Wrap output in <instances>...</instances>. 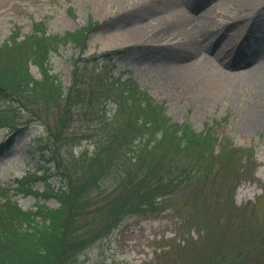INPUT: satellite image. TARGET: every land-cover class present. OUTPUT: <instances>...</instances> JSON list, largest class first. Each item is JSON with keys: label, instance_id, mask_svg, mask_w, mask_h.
I'll return each mask as SVG.
<instances>
[{"label": "rangeland", "instance_id": "obj_1", "mask_svg": "<svg viewBox=\"0 0 264 264\" xmlns=\"http://www.w3.org/2000/svg\"><path fill=\"white\" fill-rule=\"evenodd\" d=\"M245 1L249 5L246 8L239 0H176L179 11L191 20L212 8V13H216L210 25L198 26L190 37L194 41H186L187 48H197L200 60H196L195 67L205 91L197 93L183 84L178 74L181 66L193 58L186 55L184 48H178V39L171 40L170 46L163 38L166 32L174 33V27L154 28L148 31L147 38L140 40L128 31L126 39L121 33L123 29L164 17L168 2L0 0V44L15 30L20 38L29 34L33 22L44 21L46 33L57 35L92 22L83 49L68 42L48 54L50 73L63 86L71 81L74 61L82 59L83 87L93 88L99 70L103 71L98 78L109 74L120 80L130 78L153 101L163 103L172 122H186L196 132L203 130L205 124L213 127L217 137L214 153L221 151L225 140L238 150L251 151V161L242 156L234 170H223L216 161L213 170L218 172L217 176H209L198 196L190 189L178 191L162 203L160 212L123 217L109 234L79 250L75 254L76 264H188L194 254L190 257L184 252L192 246L201 252L209 248L210 264H264V0ZM175 41L178 43L174 44ZM253 68V80L244 83L250 76L247 71ZM29 70L34 78L40 77L36 65L30 63ZM259 83L261 90L257 88ZM109 97L105 94L93 101L86 99L74 107V120L67 134L88 137L59 143L64 160L68 161L71 154L83 147L92 150L94 131L96 137L105 136L96 127L99 111L106 117L114 113L115 103ZM5 103L1 97L0 106ZM59 112V107L40 112L42 121L53 132ZM31 117L22 112L15 120L22 126L13 133L0 128V143L13 135L11 148L0 155V188L9 190L8 197L23 210H33L37 203L56 208L59 203L53 197L15 190L17 180L49 157L48 152L42 157L35 149L38 139L48 136L39 122L24 124ZM30 182L33 190H43L42 180ZM47 182L58 185L53 177ZM113 185L110 178L101 181L108 192ZM235 211L240 213L235 215ZM166 254L171 259L160 258Z\"/></svg>", "mask_w": 264, "mask_h": 264}, {"label": "trees", "instance_id": "obj_2", "mask_svg": "<svg viewBox=\"0 0 264 264\" xmlns=\"http://www.w3.org/2000/svg\"><path fill=\"white\" fill-rule=\"evenodd\" d=\"M91 26L89 22L57 35L47 34L45 22L38 21L23 38L15 30L0 44V98L6 102L0 106V128L17 131L22 124L15 120L26 112L32 117L24 124L39 122L48 136L38 139L35 149L42 157L48 152L49 157L17 180L15 190L53 197L59 203L56 208L37 203L35 209L23 210L8 197L9 190L0 188V264H76L75 254L109 234L123 217L160 212L162 203L178 191L190 189L198 196L209 176H217L213 170L217 162L223 170H234L242 156L251 161V151L238 150L226 140L221 151L214 153L217 137L213 127L205 124L196 132L186 122H172L163 103L153 101L130 78L120 80L111 74L98 78L103 71L99 70L93 88L87 89L81 84L85 61L77 59L69 85L63 86L50 73L48 54L68 42L83 49ZM30 63L37 66L38 79L31 74ZM105 94L115 103L110 117L99 111L96 128L105 136L96 137L92 131V150L83 147L64 160L59 143L88 137L67 134L74 107ZM51 107L60 110L54 132L40 117L41 111L46 113ZM12 144L13 135L0 143V155ZM51 177L57 186L47 182ZM109 178L114 183L110 192L101 186V181ZM36 179L42 180V191L32 189L30 181ZM239 213L235 211V215ZM210 222L211 218L208 226ZM208 252L209 248L201 252L192 246L184 254H194L188 264H210ZM160 258L171 259L170 254Z\"/></svg>", "mask_w": 264, "mask_h": 264}, {"label": "bare ground", "instance_id": "obj_3", "mask_svg": "<svg viewBox=\"0 0 264 264\" xmlns=\"http://www.w3.org/2000/svg\"><path fill=\"white\" fill-rule=\"evenodd\" d=\"M134 1V0H132ZM137 1V0H136ZM157 1H162V2H168L166 4V7L164 9L165 14L164 17H157L155 19H153L155 22L151 21V22H145V23H140L138 24V26H135L134 28L131 29H127L124 30V36L126 39V33L125 31L130 32V34H132L131 36H133V38H136L137 40L140 39H144L147 38V33L148 31L154 29V28H159L162 29L163 27H167V26H172L175 28V32L174 33H167L163 35L164 40L168 41L169 44L171 46V40H177L178 42L181 43L180 46L178 48L181 49L184 48V52H186V55L188 54V56L192 57V61L184 66H181V68L179 69V76L181 81L183 82V84H185L188 88L195 90V92L197 93H203L205 91V86L204 84H202L203 82H199L197 79V75H198V69L197 67H195V63L199 60V56L197 55V48L194 49V46L189 45L187 48V39L189 38V40L192 42L194 41L193 39H191L190 37L193 36L194 32H196L198 29V26H208L210 25V22H213L214 19V15H216V13H212V10H215L214 8L209 9L207 11H205L204 13L198 15L197 18L191 20L189 19V17L185 14H183L181 11H179V8L176 5V0H157ZM242 7H247L249 6L248 3L245 0H239ZM249 9V8H248ZM214 14V15H213ZM192 23H195L194 25H192ZM157 26V27H155ZM154 26V27H153ZM120 29V28H119ZM122 30V29H121ZM181 39V40H179ZM177 41L174 42L178 43ZM183 52V54H184ZM187 57V56H186ZM183 59L181 58V61ZM197 60V61H196ZM200 61V60H199ZM216 70H218L217 68H215ZM253 69H249L247 71L248 76L244 83H247V81L251 82L253 80ZM258 90H261V84H258Z\"/></svg>", "mask_w": 264, "mask_h": 264}]
</instances>
